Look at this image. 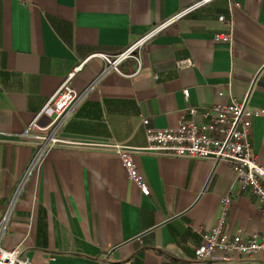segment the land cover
<instances>
[{"label": "crops", "instance_id": "crops-1", "mask_svg": "<svg viewBox=\"0 0 264 264\" xmlns=\"http://www.w3.org/2000/svg\"><path fill=\"white\" fill-rule=\"evenodd\" d=\"M203 1L0 0L3 249L20 248L32 264H94L104 258L132 264H259L264 259L219 252L212 261L196 260L202 234L217 224L221 200L231 192L228 233L262 230L256 198L234 188L236 174L227 163L135 156L150 189L144 196L117 154L54 149L41 166L31 167L35 149L18 142L80 65L71 86L79 93L91 91L61 129L69 140L143 149V120L151 128L175 129L181 119H191L190 108L202 111L232 100L264 110V0ZM163 25L135 52L142 58L138 75L105 73L101 55L117 56ZM228 32L232 45L215 41ZM118 68L131 76L138 65L128 59ZM48 122L46 116L40 120L43 126ZM250 142L264 165V116L254 119Z\"/></svg>", "mask_w": 264, "mask_h": 264}, {"label": "built area", "instance_id": "built-area-1", "mask_svg": "<svg viewBox=\"0 0 264 264\" xmlns=\"http://www.w3.org/2000/svg\"><path fill=\"white\" fill-rule=\"evenodd\" d=\"M210 0H205L208 2ZM202 3L184 10L174 19L186 15ZM232 10V8H231ZM173 19V20H174ZM172 21V20H171ZM219 22L225 23L226 18L221 16ZM230 26V25H229ZM165 25L155 28L133 44L125 52L117 56L101 55L109 71H115L124 77H134L142 71V58L135 55L145 43L164 29ZM233 33L219 34L215 37L217 43L232 45ZM133 59L138 68L134 75H126L118 68L124 61ZM187 61L180 62L185 66ZM189 64V63H188ZM71 73L60 88L51 96L43 109L26 126L23 133L19 134V143L32 146L35 155L31 167L41 166L47 152L60 150H73L78 148L99 149L117 154L127 171L129 178L138 186L144 196L150 195L147 180L139 172L134 157L142 154L172 157L189 160H212L216 164L227 163L236 174L234 188L241 193L253 195L263 217L262 230L259 233L245 236L242 232L230 235L227 231V221L231 205L234 201V193L221 200V215L217 224L209 231L202 234V243L196 249V260L199 263L212 261L219 252L238 253L248 258H255L258 254L264 255V165L260 164L250 142L253 121L264 116V110H254L247 107V101L238 102L232 100L230 104L215 105L211 108L199 111L197 108L188 110L190 120L181 119L175 129L159 130L149 126V120L142 123L146 131V148H132L122 144H93L62 138L60 132L75 110L87 100L91 88L84 92H77L71 86V80L76 72ZM102 77V76H101ZM219 95H222L220 93ZM186 99L189 91H184ZM46 116L48 124H40L42 117ZM201 120L197 122L195 117ZM7 216L0 221V227L4 228ZM0 264H32L23 256L20 248L5 250L0 246ZM43 264H51L50 260ZM94 264H132L131 261L112 263L107 258ZM264 264V259L259 262Z\"/></svg>", "mask_w": 264, "mask_h": 264}]
</instances>
